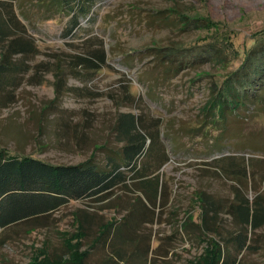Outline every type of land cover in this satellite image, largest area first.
Here are the masks:
<instances>
[{"label": "rangeland", "instance_id": "1", "mask_svg": "<svg viewBox=\"0 0 264 264\" xmlns=\"http://www.w3.org/2000/svg\"><path fill=\"white\" fill-rule=\"evenodd\" d=\"M47 3L0 0V14L13 11L36 47L13 58L23 70L1 90L0 149L75 165L103 145L117 149L119 116L141 114L168 161L156 167L142 159L159 176L162 198L152 219L139 217L122 264H209L222 249L237 264H264V223L251 230L227 213L237 196L260 197L264 208V102L227 122L206 116L227 72L240 63L232 56L242 58L264 29V0H97L92 20H81L83 30L66 38L70 16ZM171 10L206 26L150 21L160 14L174 20ZM21 26L10 30L22 34ZM216 45L228 55L213 64L200 51ZM96 49L106 54L101 70L73 67L75 56ZM96 156L103 158L101 151ZM138 196L133 185L115 188L105 201H71L46 219L0 229V264H59L84 253L86 264L100 263L110 254L98 240L101 227L130 217ZM212 202L204 224L203 205ZM78 210L87 212L86 233ZM239 230L249 238L243 251L235 240ZM136 245L137 256L130 252Z\"/></svg>", "mask_w": 264, "mask_h": 264}, {"label": "trees", "instance_id": "2", "mask_svg": "<svg viewBox=\"0 0 264 264\" xmlns=\"http://www.w3.org/2000/svg\"><path fill=\"white\" fill-rule=\"evenodd\" d=\"M96 1L47 0V7H52L59 15L70 16L68 27L63 32L66 38L74 37L76 32L83 30L81 20L88 18V23L92 20V10ZM6 14V16L0 14V42H3L0 49V93L5 86L12 83L13 76L23 70V63H16L13 58L36 51L33 41L26 35L23 25L21 26L16 20L13 11ZM171 15L174 20L170 22L160 17L161 14L150 21L173 28L179 25L184 29L191 26L200 29L206 26L202 19H190L173 10ZM18 26H21L22 34L10 30L11 27ZM252 39L253 44L243 52L242 58L239 52L232 56L233 59L240 60V63L237 68L227 72L207 107L206 116L227 122L229 116L241 108L249 111L264 102V29L256 32ZM200 52L203 57L207 55L205 57L213 64L221 63L228 55L220 45L204 47ZM74 59L75 69L83 67L88 71H98L107 65L103 49L88 51L86 55H77ZM72 69L71 67L67 71H75ZM119 119L115 136L117 142L121 143L120 146L116 149L103 145L86 161L75 165H54L32 157L10 154L6 149H0L1 231L19 223L46 219L48 215L71 201H105L113 194L115 188H128L133 185L141 196L135 199L131 216L103 224L98 238V240L103 239L102 244L106 245L110 254L97 264H122L123 254H127L126 243H132L129 238H132L133 229L141 222L139 217L142 215L147 220L152 219L154 210L162 198L163 188L159 176L150 170L151 162L144 164L142 159L147 156L148 161L155 160L156 167L161 166L168 159L159 149L155 135L145 130L141 114L126 113L120 115ZM97 151L103 154L101 161H97ZM242 175L247 177L245 170ZM237 200L235 204L228 206L227 213L239 224L244 225V228L251 230L259 228L264 223L261 198L256 197L255 201L251 202L242 196H237ZM214 203L212 202V206L209 207L203 205L202 223H206ZM78 212L80 230L86 233L84 220L88 216L87 212L84 210ZM248 239L247 235H243L239 230V235L235 238L238 251L247 248ZM220 248L222 249V246ZM139 250L140 246L136 245L130 252H134L137 256ZM151 251L150 245L146 243L144 248L146 256ZM87 258L84 253L59 264H86ZM209 264H237V260L222 249L216 261L210 259Z\"/></svg>", "mask_w": 264, "mask_h": 264}]
</instances>
